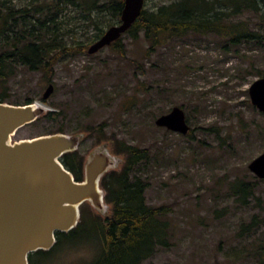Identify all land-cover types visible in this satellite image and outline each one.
<instances>
[{
	"label": "rangeland",
	"instance_id": "1",
	"mask_svg": "<svg viewBox=\"0 0 264 264\" xmlns=\"http://www.w3.org/2000/svg\"><path fill=\"white\" fill-rule=\"evenodd\" d=\"M169 1L145 0L144 5ZM64 12L65 19L72 17L68 26L74 37L87 41L95 33L93 24L76 16L78 9ZM93 14L108 28L109 13ZM239 18L256 16L245 10ZM222 42L215 33L175 36L146 54L143 33L134 39L126 32L120 41L125 53L119 44L93 53L87 46L62 53L50 77L19 65L0 83V94L20 103L29 97L43 102L54 84L44 111L20 127L13 141L60 129L79 137L76 152L85 160L105 147L95 146L107 144L119 157L111 168L122 165L124 155L117 149L123 141L152 148L146 197L152 205H171L173 243L146 264H264V251L254 247L264 236V180L248 167L264 150V113L248 91L259 76L253 66L264 72V47L242 44L241 56L225 51ZM174 105L186 112L191 126L186 134L156 124ZM49 110L58 111L56 119L44 115ZM238 178L255 186L248 202L230 190ZM82 208L100 220L110 212L109 206L99 210L88 201ZM102 244L101 231L89 229L64 243L47 264H87Z\"/></svg>",
	"mask_w": 264,
	"mask_h": 264
},
{
	"label": "trees",
	"instance_id": "2",
	"mask_svg": "<svg viewBox=\"0 0 264 264\" xmlns=\"http://www.w3.org/2000/svg\"><path fill=\"white\" fill-rule=\"evenodd\" d=\"M123 7L124 0H0V83L9 80L19 65L52 76L62 53L85 50L106 30L99 24L94 10L109 13L107 25L111 26L121 20ZM68 8L78 9L76 16L96 28L93 35L86 37L87 41L74 37V28L68 26L72 17L69 15L70 19H65L63 16ZM245 10L254 12L256 19H235ZM263 25L264 0H171L154 8L144 5L126 32L134 39L143 33L148 43L146 54L175 36L215 33L223 40L225 51H238L244 56L242 44L264 47ZM122 36L109 45L119 44L120 53H125L124 46L120 45ZM253 67L258 70L256 74L264 75L259 66ZM0 101H7L2 94ZM32 101L29 97L24 103ZM42 101H45L43 97ZM42 112L39 110L38 117ZM44 115L56 119L58 111L49 110ZM59 131L63 132L60 129L55 132ZM151 149L123 141L117 149L124 155L121 167L108 170L101 180L110 212L100 220L81 206L76 227L58 231L57 241L51 249L30 253V264H47L64 243L69 245L89 229L101 231L103 244L87 264H146L159 249L170 247L173 231L168 214L172 207L169 204L152 205L146 197L151 183L147 170L155 158ZM76 150L66 152L61 160L76 179L82 180L85 159L78 157ZM254 189L253 184L240 178L230 186L232 193L244 202L249 201ZM255 240L254 247L262 254L264 236L259 235Z\"/></svg>",
	"mask_w": 264,
	"mask_h": 264
},
{
	"label": "water",
	"instance_id": "3",
	"mask_svg": "<svg viewBox=\"0 0 264 264\" xmlns=\"http://www.w3.org/2000/svg\"><path fill=\"white\" fill-rule=\"evenodd\" d=\"M145 0H124L121 20L93 41V53L120 38L136 21ZM54 90L50 83L43 93L47 99ZM251 102L264 111V75L249 85ZM44 104L0 101V264H30V253L51 249L58 231H70L79 223L81 206L90 202L99 210L106 209L103 175L113 167L117 155L107 144H99L84 161V178L76 179L61 157L78 148L77 135L64 132L40 134L12 140L23 125L37 119ZM156 124L186 134L191 126L186 112L174 105L156 118ZM119 158V157H118ZM249 169L264 178V150L248 164Z\"/></svg>",
	"mask_w": 264,
	"mask_h": 264
}]
</instances>
